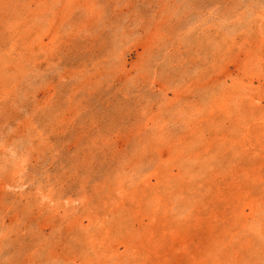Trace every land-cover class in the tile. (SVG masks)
I'll list each match as a JSON object with an SVG mask.
<instances>
[{
    "label": "rangeland",
    "instance_id": "rangeland-1",
    "mask_svg": "<svg viewBox=\"0 0 264 264\" xmlns=\"http://www.w3.org/2000/svg\"><path fill=\"white\" fill-rule=\"evenodd\" d=\"M0 264H264V0H0Z\"/></svg>",
    "mask_w": 264,
    "mask_h": 264
}]
</instances>
